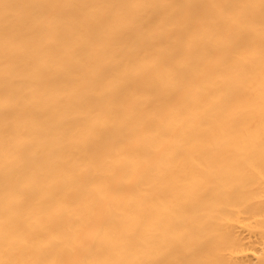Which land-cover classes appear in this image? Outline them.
Here are the masks:
<instances>
[{"label": "bare ground", "instance_id": "obj_1", "mask_svg": "<svg viewBox=\"0 0 264 264\" xmlns=\"http://www.w3.org/2000/svg\"><path fill=\"white\" fill-rule=\"evenodd\" d=\"M0 264H264V0H0Z\"/></svg>", "mask_w": 264, "mask_h": 264}]
</instances>
